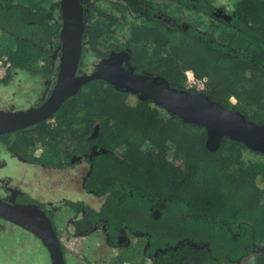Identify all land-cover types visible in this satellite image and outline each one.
I'll use <instances>...</instances> for the list:
<instances>
[{"label": "trees", "instance_id": "16d2710c", "mask_svg": "<svg viewBox=\"0 0 264 264\" xmlns=\"http://www.w3.org/2000/svg\"><path fill=\"white\" fill-rule=\"evenodd\" d=\"M168 1L163 11L169 23L137 12L140 24L133 20L124 42L104 53L100 38L129 10L108 4L119 14L114 18L98 4H86L91 51L101 64H119L195 95L185 76L192 71L207 79L205 95L213 103L264 123V0H233L231 8L219 0ZM59 5L0 0V62L8 74L54 77ZM87 52L85 47L83 58ZM139 96L93 81L56 112V125L47 120L0 142L23 161L48 168L88 163L86 188L105 201L98 210L66 203L80 216L72 223L74 234L101 230L113 248L129 236L145 240V250L127 254L122 263L264 264V253L253 256L264 244V155L229 139L209 152L203 128ZM39 148L43 156L36 159ZM247 153L259 158L246 160Z\"/></svg>", "mask_w": 264, "mask_h": 264}, {"label": "water", "instance_id": "95a60500", "mask_svg": "<svg viewBox=\"0 0 264 264\" xmlns=\"http://www.w3.org/2000/svg\"><path fill=\"white\" fill-rule=\"evenodd\" d=\"M59 8L61 49L53 91L39 107L0 113V138L49 120L85 85L103 81L159 104L185 124L203 128L209 152H217L229 139L264 155V123L255 124L241 112L213 103L205 94L178 91L164 80L136 74L119 64H101L91 74L79 75L87 34L82 0H60ZM0 218L35 236L46 248L51 264H67L53 221L38 205L12 204L0 198Z\"/></svg>", "mask_w": 264, "mask_h": 264}, {"label": "rangeland", "instance_id": "374dc122", "mask_svg": "<svg viewBox=\"0 0 264 264\" xmlns=\"http://www.w3.org/2000/svg\"><path fill=\"white\" fill-rule=\"evenodd\" d=\"M232 2L233 0H219L217 5L224 4L231 8ZM100 6L103 8L105 4L101 3ZM114 14V18H118L119 14ZM56 17L61 22L60 8L56 11ZM120 19L111 26L112 30L108 29L100 38L98 49L101 52H107L114 44L121 45L124 42L134 19L128 15L125 19ZM134 22L140 24L139 21ZM87 36L85 47L88 52L82 60L81 73L89 75L101 64L95 52L91 51ZM7 69L4 78L7 76ZM4 82H0V113L39 107V101L46 98L54 86V82L47 85L43 77L32 76L20 70L11 72ZM37 153L40 155L41 152ZM257 158L259 157L254 154H245L246 160ZM77 166L67 170H52L27 164L0 143V194L9 198L11 189H19L46 205V209L52 213L56 231L65 248L67 264H119L127 254L137 252L138 249L145 250V240L136 237H130L125 247L112 248L101 230L83 237L72 234L70 221L74 218V213L65 202L82 200L91 207L98 208L104 201V198L96 197L84 189L89 169L84 164ZM0 227V264H51L46 248L35 236L1 219ZM262 253L264 244L259 245L253 256Z\"/></svg>", "mask_w": 264, "mask_h": 264}, {"label": "flooded vegetation", "instance_id": "af4514ba", "mask_svg": "<svg viewBox=\"0 0 264 264\" xmlns=\"http://www.w3.org/2000/svg\"><path fill=\"white\" fill-rule=\"evenodd\" d=\"M101 3H104L105 6L103 8H101L100 4ZM110 3H118L120 5H123L124 7H126L129 12H128V16L130 17H133V19L135 21H139L141 20L140 18L139 19H136V16H137V12H140V14L142 16H145V17H150L151 16H157V18H159V20H162L164 21L165 23H169L168 21V18H167V14L165 13L164 8L166 9L168 6H169V1L168 0H106V1H103L101 2V0L97 3L96 0H85V2L82 0V4H83V7H84V16H85V6L87 4V8H92V6H95V4H98V6L103 9V10H107L106 13L107 14H110V15H114L110 10ZM85 21H86V17H85ZM114 25V24H113ZM113 25H108L107 26V30H112ZM60 58V57H59ZM99 58V57H98ZM100 59V64L102 63V60L103 58H99ZM82 64V63H81ZM44 65L43 63H41L40 66ZM58 70H59V60L56 62L55 64V69L53 70V73H54V77L53 78H48V77H45V76H41V78L43 77L44 79V82L48 85L49 83H53L54 82V86H55V83H56V80H57V74H58ZM32 76H39L40 75H33L31 73H28ZM84 74V73H83ZM81 73V65H80V68H79V75H83ZM10 77V74L8 75L7 73V76L6 78L2 79L1 82L3 83L4 81H6L8 78ZM6 84V82H4ZM53 86V88H54ZM53 91V89H52ZM51 91V92H52ZM51 92L47 95L46 98H43V100L39 101L40 102V106L45 102V100L49 97V95L51 94ZM41 99V98H40ZM53 119V122H50L48 121L49 124L51 125H56V119L55 118H51ZM45 122V121H44ZM28 129V128H27ZM2 143V142H0ZM3 144V143H2ZM5 145V144H4ZM6 146V145H5ZM8 147V146H7ZM10 150V149H9ZM11 151V150H10ZM41 152L40 155L37 153V152ZM12 152V151H11ZM43 149L42 148H39L35 151L34 153V158L38 159V158H41L43 156ZM13 153V152H12ZM15 154V153H13ZM17 155V154H15ZM19 156V155H17ZM20 157V156H19ZM23 161V160H22ZM24 163H27V164H31V165H35V166H41V167H44V168H47V169H52V170H67L69 168H72V167H78L77 165L79 164H84L85 166L88 167L89 169V173H90V165L86 162H79L78 164H74L72 163L69 167L65 168V169H58V168H48L40 163H37V162H25L23 161ZM88 173V174H89ZM89 175L86 177L85 179V183H84V189L90 193H92V191L88 188H86V182H87V179H88ZM11 194L9 196V198H5L3 195L0 194V198L3 199L4 201L6 202H9L11 203L10 201L12 200V204H36L38 205L42 210H44L46 212V214L51 218V220L53 221V224H54V220L52 218V213L46 209V205L44 203H41V202H38L37 200H35L34 198H32L29 194H27V192H23L22 190H19V189H11L10 190ZM93 194V193H92ZM94 195V194H93ZM98 196V195H97ZM96 196V197H97ZM99 198L103 199L104 197H101V196H98ZM23 198H26V200H22ZM15 199V200H14ZM69 201H72V202H77L76 200H68L66 201L65 203L69 202ZM104 201H105V198H104ZM103 201V203H104ZM78 202H83L82 200L78 201ZM85 203V202H84ZM102 203V205H103ZM86 204V203H85ZM88 205V204H86ZM101 205V206H102ZM66 206L74 213V218L70 221V227H71V230H72V234L75 236L74 234V230H73V227H72V223L76 220H78L80 218L79 214L77 212H75V210H73L70 206H68L66 204ZM90 206V205H88ZM100 206V207H101ZM91 207V206H90ZM100 207L98 208H93L95 210H98ZM1 219V218H0ZM3 220V219H1ZM5 221V220H4ZM7 222V221H6ZM9 223V222H8ZM14 225V224H12ZM54 227L56 229V225L54 224ZM57 232V231H56ZM103 232V231H102ZM58 234V233H57ZM77 237V236H75ZM83 237V236H82ZM131 236L127 237L126 239V242H125V245L123 247H125L127 244H128V239L130 238ZM106 238V236H105ZM137 238V237H136ZM106 241H107V238H106ZM108 242V241H107ZM109 244V242H108ZM110 246V245H109ZM111 247V246H110ZM113 248V247H112ZM117 248V247H116ZM122 248V247H121ZM65 254V252H64ZM119 264H123L121 262H118Z\"/></svg>", "mask_w": 264, "mask_h": 264}, {"label": "built area", "instance_id": "2783aa9c", "mask_svg": "<svg viewBox=\"0 0 264 264\" xmlns=\"http://www.w3.org/2000/svg\"><path fill=\"white\" fill-rule=\"evenodd\" d=\"M8 66H5L2 62H0V80L4 79V73ZM187 79V87L193 89L197 92V94L202 95L205 94L207 79H198L192 71H187L185 73ZM50 122H53V119H49Z\"/></svg>", "mask_w": 264, "mask_h": 264}, {"label": "crops", "instance_id": "0c3cea01", "mask_svg": "<svg viewBox=\"0 0 264 264\" xmlns=\"http://www.w3.org/2000/svg\"><path fill=\"white\" fill-rule=\"evenodd\" d=\"M81 240H83V238H81Z\"/></svg>", "mask_w": 264, "mask_h": 264}]
</instances>
